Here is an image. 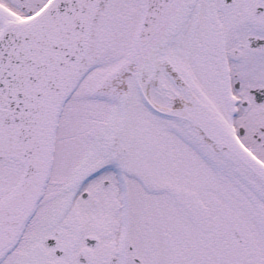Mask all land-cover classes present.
Masks as SVG:
<instances>
[{"label":"snow or ice","instance_id":"obj_1","mask_svg":"<svg viewBox=\"0 0 264 264\" xmlns=\"http://www.w3.org/2000/svg\"><path fill=\"white\" fill-rule=\"evenodd\" d=\"M0 264H264V0H0Z\"/></svg>","mask_w":264,"mask_h":264}]
</instances>
